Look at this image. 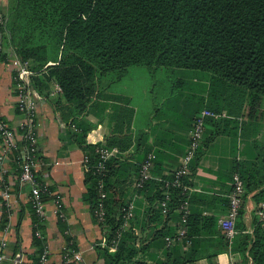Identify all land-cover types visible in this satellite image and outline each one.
Segmentation results:
<instances>
[{
	"label": "trees",
	"instance_id": "1",
	"mask_svg": "<svg viewBox=\"0 0 264 264\" xmlns=\"http://www.w3.org/2000/svg\"><path fill=\"white\" fill-rule=\"evenodd\" d=\"M7 15L4 46L5 43L11 46L16 55L35 70L32 93L43 92L51 83L59 84L61 98L76 112L90 108V105H102L105 109L103 78L110 76L108 82L114 85L129 71H143L141 67L153 74L164 68L175 73L176 81L178 69L206 71L210 74L211 90L213 84L224 87L228 105L236 103L240 110L246 100L255 107L264 104V0H8ZM6 56L7 52L0 61ZM181 81L184 82L183 78L177 82L178 88L183 86ZM227 110L230 114H237L232 112L233 107L229 106ZM90 127H82L75 139L90 156V168L85 171L86 200L103 229L105 243L100 244L98 250L105 264H184L201 257L192 253L190 247L202 241L195 237L200 226L201 230L205 227L208 232L218 231V216L193 210L189 190L184 191L181 187L171 188V198L167 200L165 210L160 203L165 197L161 179L154 184V194L148 195V217L141 220L135 214L130 227L117 238L124 221V206L133 199L135 202L137 192L145 190L155 179L150 178L141 188L134 185L135 196L124 199L118 186L136 179H130L128 175L119 177L125 162L117 155L108 159L104 172H99L96 168L100 159L97 148L129 149L133 138L129 134L115 135L107 143H90L86 139ZM210 139L202 142L195 157ZM257 159L247 164L235 162L234 170H238L245 181L236 229L245 227L239 222H242L244 202L249 192L258 189L253 194L255 201L264 200V164L263 160ZM191 163L190 169L193 170V160ZM139 169L140 166L135 169L137 177ZM166 176L172 175L162 177ZM36 179L40 185L45 184V181ZM100 179H104L107 190L106 211L102 219L95 211L100 199ZM57 195L52 185L42 191L44 201L54 200ZM185 198L189 199L191 208L187 221L182 224L180 214V224L168 228V217ZM29 203L35 245L29 257L32 264H40L42 254L48 249L45 219L37 213L32 199ZM4 206L3 228L11 218L10 209L5 203ZM59 220L61 228L65 229L64 218L59 217ZM182 226L187 228V233L180 240L177 235ZM167 235L174 238L170 244H167ZM254 235L249 254L258 264H264V223L260 217L256 219ZM187 238L191 242L189 249L185 248ZM221 238L222 244L228 243L226 233L223 232ZM65 239L63 264H75L74 260H68V256L78 250V245L68 234ZM220 248L206 255L212 258ZM49 264H52L51 260Z\"/></svg>",
	"mask_w": 264,
	"mask_h": 264
},
{
	"label": "crops",
	"instance_id": "2",
	"mask_svg": "<svg viewBox=\"0 0 264 264\" xmlns=\"http://www.w3.org/2000/svg\"><path fill=\"white\" fill-rule=\"evenodd\" d=\"M7 3L5 0L6 9ZM5 50L9 59L0 61V116L10 123L21 145L26 130V114L17 103V68L13 64L16 53L6 43ZM209 75L206 71L178 69L176 81L175 73L164 68L155 74L139 69L127 72L114 85L108 82L110 76L106 75L102 84L106 108L90 105V108L77 112L61 98L54 83L43 92H34L39 119L36 176L54 187L62 199L66 215L64 225L67 227L62 229V222L53 212L54 200L46 201L48 217L44 232L52 264H63L66 234L73 237L81 254V259L75 264H105L98 250V246L105 243V237L86 200L85 152L76 141L75 134L82 132V127L91 125L86 139L94 144L107 143L115 135H131L133 143L129 149L115 147L114 155L125 162L120 178L128 175L130 179H136L135 169L139 168L147 153L157 152L152 170L155 181L145 190L135 196L131 180L118 186L124 199L135 196V214L144 220L150 206L148 195L154 194L160 179L168 177L162 176L170 174L181 163L189 145L194 118L206 108L217 112V115L207 118L205 125L203 141L211 139L193 158L195 169H190L187 180L191 207L204 215L218 216V231L208 232L205 227L201 230L200 226L195 237L201 239L203 245L197 243L190 247L191 242L187 238L185 248L190 247L192 253L201 257L184 264H258L248 250L255 238L254 229L259 218L256 212L258 203L253 197L258 189L249 192L245 198V212L242 222H239V225H245L244 229L237 228L227 244H222L221 234L225 231L219 218L228 211L231 180L234 173L239 172L234 170L236 160L247 164L258 158L264 164V104L255 107L246 100L240 110L236 103L228 105L224 87L213 84L211 90ZM182 78L183 86L178 88L177 82ZM229 106L237 114L228 113ZM3 152L4 142L0 136V155ZM20 155L21 149L11 150L4 161H0V242L5 243L2 264H32L29 255L35 250L33 214L29 203L32 183L20 181ZM6 188L11 192L12 215L3 228V191ZM167 220L168 228L179 225V210L175 209ZM136 229L143 236L140 227ZM218 248V254L208 258L206 254Z\"/></svg>",
	"mask_w": 264,
	"mask_h": 264
},
{
	"label": "built area",
	"instance_id": "3",
	"mask_svg": "<svg viewBox=\"0 0 264 264\" xmlns=\"http://www.w3.org/2000/svg\"><path fill=\"white\" fill-rule=\"evenodd\" d=\"M5 0H0V58L6 52L4 42L7 34V22L8 15L7 9L4 4ZM8 56L4 59L8 60ZM13 64L17 68L16 75V86H17V103L21 111L26 114L25 120V133L23 136L24 143L21 145L16 140V134L10 123L0 116V136L3 138L4 142V152L0 155V161H4L8 152L15 149H21L20 155V181L23 183H32V190L30 199L33 201V205L37 213L43 217L45 220L48 217V210L46 206V201L42 199V191L47 189L48 183L45 182L44 185H40L36 179V163H37V151H38V131L39 126L38 119V102L32 93V75L35 74V70L31 69L28 62L23 61L16 54L13 58ZM56 84V83H55ZM57 91L62 92V87L56 84ZM217 112L215 110L206 108L197 115L196 120L190 132V144L181 158V163L170 173L172 176L167 178H162L164 182V193L165 197L160 201L164 209L167 210V200L171 198V188L181 187L184 191L190 189L187 177L190 174V167L193 158L195 157L198 149L200 148L205 130V121L209 116H215ZM22 140V141H23ZM100 159L97 163V170L99 172H104L106 170V162L108 159L115 154L117 148H110L108 146H102L97 148ZM156 153L154 151H149L145 156L144 160L140 164L139 175L136 178L134 185L137 188H141L145 183L153 178V167L155 163ZM90 156L84 154L83 162L85 169H89ZM104 179H100L99 195L100 199L98 206L96 208L97 216L102 219L105 216V199L107 197V190L105 187ZM187 180V182H186ZM245 193V182L239 172H235L231 180V190L228 194V211L226 214L219 218L227 237L231 241L236 232V221L239 217L240 210L243 204V195ZM3 196L5 198L4 203L10 209L9 216L12 215V204H11V192L8 188L4 189ZM55 206L53 212L58 216L65 218V212L63 211V204L60 195L54 199ZM181 214V221L184 224L187 221V216L191 211L190 201L185 198L182 203L178 206ZM256 212L260 219L264 222V200L260 201L257 205ZM135 216V202L134 199L128 202L127 206H124V221L121 228L118 231V237L122 234V231L131 225V221ZM187 233V228L182 226L179 228L177 238L183 240ZM167 244L173 242V237L170 235L166 236ZM4 244L0 242V264L4 260ZM114 248V247H113ZM112 248V249H113ZM73 254L68 256V260L78 261L81 259V254L79 250H73ZM50 256L49 250L46 249L41 256L40 264H49Z\"/></svg>",
	"mask_w": 264,
	"mask_h": 264
},
{
	"label": "rangeland",
	"instance_id": "4",
	"mask_svg": "<svg viewBox=\"0 0 264 264\" xmlns=\"http://www.w3.org/2000/svg\"><path fill=\"white\" fill-rule=\"evenodd\" d=\"M28 65H29V63H28ZM29 67H30V65H29ZM142 69H143V71H145V68H143V67H141ZM145 72H147V71H145ZM158 81H161V80H156V82H158ZM58 93H61L60 91H57Z\"/></svg>",
	"mask_w": 264,
	"mask_h": 264
}]
</instances>
